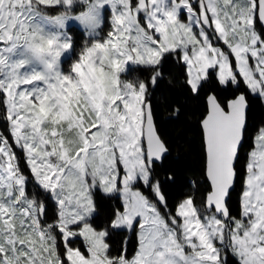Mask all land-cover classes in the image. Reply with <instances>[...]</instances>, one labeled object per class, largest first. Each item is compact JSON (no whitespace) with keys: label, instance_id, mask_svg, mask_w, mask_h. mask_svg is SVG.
Masks as SVG:
<instances>
[{"label":"snow or ice","instance_id":"obj_1","mask_svg":"<svg viewBox=\"0 0 264 264\" xmlns=\"http://www.w3.org/2000/svg\"><path fill=\"white\" fill-rule=\"evenodd\" d=\"M170 57L192 95L232 90L205 93L202 175L172 205L150 98ZM250 96L264 100V0H0V264H264ZM97 190L116 201L103 224Z\"/></svg>","mask_w":264,"mask_h":264},{"label":"trees","instance_id":"obj_2","mask_svg":"<svg viewBox=\"0 0 264 264\" xmlns=\"http://www.w3.org/2000/svg\"><path fill=\"white\" fill-rule=\"evenodd\" d=\"M135 74L139 75L138 72ZM184 79L182 63L175 57H170L165 64L164 78L151 90L150 97L158 127L170 143L171 154L160 169L163 176L170 174L173 178L165 182L170 205L175 204L184 193L196 186L202 175L203 143L198 121L204 110L205 93L214 90L220 95L229 96L232 91L231 88L219 86L213 79L204 86L199 96H194L184 86ZM263 124L264 102L258 97L250 96L248 133L241 150L242 163L252 147V139ZM3 127V119L0 117V131H3ZM239 192L238 181L231 196L234 214L238 211ZM96 202L98 212L94 220L96 224H103L116 201L98 192Z\"/></svg>","mask_w":264,"mask_h":264},{"label":"rangeland","instance_id":"obj_3","mask_svg":"<svg viewBox=\"0 0 264 264\" xmlns=\"http://www.w3.org/2000/svg\"><path fill=\"white\" fill-rule=\"evenodd\" d=\"M136 74L135 73H130L126 78L127 79H132V78H134V76H135ZM263 102H264V100H263ZM3 126V124L1 125V127ZM261 127H264V124L263 125H261ZM260 127V128H261ZM254 139H255V137L252 139V147H253V144H254ZM251 147V148H252ZM251 148L248 150V152L251 150ZM247 152V153H248ZM22 163H23V161H22ZM98 192H100L101 194H104L103 192H101V191H99V190H97L96 192H95V196H94V198H95V201H96V194L98 193ZM104 195H106V194H104ZM98 212V210H97V202H96V213ZM131 251V250H130Z\"/></svg>","mask_w":264,"mask_h":264}]
</instances>
